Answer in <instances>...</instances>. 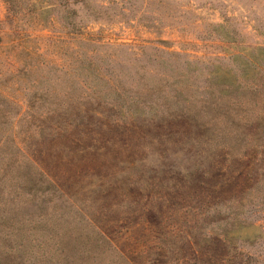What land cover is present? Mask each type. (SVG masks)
<instances>
[{
	"label": "rangeland",
	"instance_id": "374dc122",
	"mask_svg": "<svg viewBox=\"0 0 264 264\" xmlns=\"http://www.w3.org/2000/svg\"><path fill=\"white\" fill-rule=\"evenodd\" d=\"M95 1L0 0V264H264L262 104L165 114L264 82V0Z\"/></svg>",
	"mask_w": 264,
	"mask_h": 264
},
{
	"label": "trees",
	"instance_id": "16d2710c",
	"mask_svg": "<svg viewBox=\"0 0 264 264\" xmlns=\"http://www.w3.org/2000/svg\"><path fill=\"white\" fill-rule=\"evenodd\" d=\"M7 1L10 3V5H13V3L15 2V0H7ZM73 1L76 5H82V6H84V8L86 10H89V12H90L89 16L92 20H95V21H99V20L111 21L113 18V15L110 13V11L114 8V5L100 4V3H98V1H95V0H73ZM75 12H76L75 14L77 15V11H75ZM113 73H114V71H113ZM211 82H212L211 87L215 83H217V81L215 82L213 80H211ZM182 84H183V82H182ZM120 86H121V84H120ZM217 86H218V88L221 89L219 92L223 95H230V97H232L233 94H236V98H233L232 99L233 101L231 102V104L233 103V106L235 108H232L231 105H221V103L218 102V100H216L215 98H212L210 100H205V104L203 105V107H199V109L192 110V111H189L191 109L182 110V111H179V113L176 116H174L173 112H170V111L165 112V114H168V116L171 119L179 118V119L184 120V121L188 120L189 122L197 124L199 126H202L205 129L207 126L208 127L211 126V123H215L216 119H218L220 117H226V118H228V121L231 124L239 125L242 120H240L237 117V114L240 111L245 113L246 110L242 109L239 112H236L237 114L233 113V112H235L238 108H240L242 103L244 104V102L241 99L245 98V97H243L244 96L243 94H245L244 93L245 90L248 89V90L252 91V92L248 91V93L251 94L248 96L249 101L254 102L255 105H257L259 103L262 104V108L258 112L256 119L259 120L260 122L264 121V91L261 94V90H264V82H260V83L254 82L253 84L247 85V86L246 85L242 86L240 84L220 83V84H217ZM131 89L132 88H126V85L122 83V90L125 94L129 93L128 96H132V95H130L132 92ZM147 95H151V94L147 92ZM123 96L124 95L122 94L121 98L124 100L122 103V107H123V105L127 106L129 109L133 110L136 115L138 114L139 116L140 115L142 116L143 114L138 110L142 111V109H144V108L139 106V104H138L139 102L134 100L131 97L132 100H134V103L132 105H127V103H131V102L128 101ZM139 99L140 100L144 99L145 101H147V103L153 101L151 98H148V99H147V97L143 98L141 95H140ZM232 109H234V110H232ZM201 114H205L208 117V119H206L204 121H200ZM245 118L246 117H244L243 121H247V123H248V121L251 120V119H249V117H247L246 119Z\"/></svg>",
	"mask_w": 264,
	"mask_h": 264
}]
</instances>
